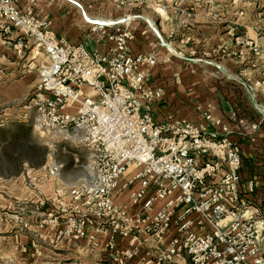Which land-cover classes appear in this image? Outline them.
I'll use <instances>...</instances> for the list:
<instances>
[{"label": "built area", "instance_id": "1", "mask_svg": "<svg viewBox=\"0 0 264 264\" xmlns=\"http://www.w3.org/2000/svg\"><path fill=\"white\" fill-rule=\"evenodd\" d=\"M149 1L118 0L131 9ZM18 2L0 0V28L15 38L10 48L25 63L24 75L36 77L26 108L49 141L84 151L89 171L90 181L79 186L62 183L57 164L27 171L32 184L38 179L54 191L51 205L40 203L53 207L54 216L39 226L55 230V244L97 248L106 237L115 252L119 239H129L128 249L115 252L119 264H128L145 237L164 244L175 229L178 237L144 264H173L179 256L192 264H264V217L241 196L242 150L230 128L210 106L203 110L204 126L173 117L156 121L165 92L150 84L149 71L159 53L134 56L130 49L131 22L140 16L90 21L113 42L101 54L58 39L48 18ZM260 87L264 95V79ZM246 128L252 135L260 125ZM74 161L81 164L79 154ZM122 193L128 204L119 202Z\"/></svg>", "mask_w": 264, "mask_h": 264}, {"label": "crops", "instance_id": "2", "mask_svg": "<svg viewBox=\"0 0 264 264\" xmlns=\"http://www.w3.org/2000/svg\"><path fill=\"white\" fill-rule=\"evenodd\" d=\"M73 2L83 8L86 17ZM18 6L48 18L58 39L101 54H107L113 42L107 37L109 31L92 26L90 21L140 16L131 22L134 39L130 49L134 56L153 49L159 53L158 64L149 71L150 84L165 92L164 101L156 108V121L173 117L204 126L203 110L212 107L214 116L230 128V139L242 150L241 196L264 217V95L260 87L264 79V0H150L132 9L121 6L118 0H19ZM14 40L0 28V62L12 64L11 73L16 77L19 72L10 48ZM161 41L168 48L162 47ZM221 48L229 49L228 59L214 55L213 64L203 60L206 52ZM216 63L224 68L217 66L216 70ZM33 77L25 75L23 79L32 82ZM35 85L36 80L30 86ZM253 123L260 129L246 134L245 128ZM118 200L128 204V193H122ZM28 214L23 211L22 219H30ZM35 214L38 219L28 230L18 222L12 228L0 219V264H119L115 252L129 248V239H119L116 251H110L106 237L97 248L85 243L56 245L55 230L39 226L54 216L51 209L40 207L31 215ZM177 237L175 229L164 244L145 237L138 256L128 264L155 259ZM173 264L192 263L179 256Z\"/></svg>", "mask_w": 264, "mask_h": 264}, {"label": "rangeland", "instance_id": "3", "mask_svg": "<svg viewBox=\"0 0 264 264\" xmlns=\"http://www.w3.org/2000/svg\"><path fill=\"white\" fill-rule=\"evenodd\" d=\"M214 55L224 60L229 58L230 52L226 48L216 49L206 52L203 60L213 64ZM13 57L19 76L12 75V64L0 62V219L12 228L13 223L15 225L22 218L23 211L30 212V219L26 221L32 225L38 216L31 214L38 212L42 207L40 203L50 201L51 205L54 200L51 186L38 179L32 184L26 177L28 170L36 171L47 164H57L63 167L62 183L79 186L90 181L84 151L62 142H51L35 127V112L26 105L33 90L30 85L36 77L32 82H25V63ZM217 66L224 68L220 63H216L215 68ZM74 153L81 157V164L75 163ZM48 207L54 214L55 209Z\"/></svg>", "mask_w": 264, "mask_h": 264}]
</instances>
